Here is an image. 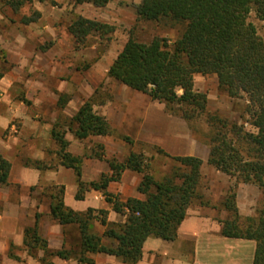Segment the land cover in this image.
I'll list each match as a JSON object with an SVG mask.
<instances>
[{"label":"trees","instance_id":"1","mask_svg":"<svg viewBox=\"0 0 264 264\" xmlns=\"http://www.w3.org/2000/svg\"><path fill=\"white\" fill-rule=\"evenodd\" d=\"M4 1L17 11L25 2L32 0ZM110 1L74 0L75 4L91 3L96 7H103ZM135 11L137 20H169L184 24L183 29L172 43L164 37L143 42L130 32L109 66L108 75L164 103L170 114L178 115L185 121L204 116L211 127L208 164L235 178L236 182L256 185L264 197V37L250 20L254 12L264 27V0H140ZM39 16V12L33 11L31 15L23 16L21 22L29 24ZM67 30L77 47H83L92 36L106 37L107 40L115 27L77 16ZM4 62L5 55L0 51V79L4 75L1 66ZM195 74H215L219 89L229 98L243 100L241 123L207 109V93L194 89ZM178 90H181L180 94ZM70 123L76 124L73 134L81 141L93 136H106L112 131L108 121L94 111L90 99L80 106ZM59 127L55 124L51 135L58 144L60 164L72 168L76 174L78 189L75 198L83 199L88 189L98 190L112 205L113 211L126 216L118 227L107 225L100 236L93 231L92 220L96 217L102 225H106V211L99 209L101 215L93 216L92 209L80 214L66 208L61 188L54 195L51 215L60 224L78 226V261L89 262L85 253L100 252L134 264L141 258L142 246L148 236L154 235L165 241L176 238L187 208L197 196L201 177L200 158L164 153L177 166L157 179L148 158L141 152H131L123 161L105 159L111 174H103L98 181L84 182L81 180L82 157L68 152L69 142ZM98 157L103 159V154L99 153ZM126 169L141 174L137 189L145 196L143 200L130 197L122 201L118 195L107 191L109 183L118 181ZM9 170L10 163L0 155V184L7 183ZM234 197V193L228 195L223 203L234 216L222 221V235L255 241L252 264H264V203L257 220L242 224L239 223ZM24 235L26 246L40 245L43 250L46 247L37 234L36 225L26 228ZM102 237L114 240L115 244L102 243ZM48 254L69 258L71 251L59 250Z\"/></svg>","mask_w":264,"mask_h":264},{"label":"crops","instance_id":"2","mask_svg":"<svg viewBox=\"0 0 264 264\" xmlns=\"http://www.w3.org/2000/svg\"><path fill=\"white\" fill-rule=\"evenodd\" d=\"M70 1L67 0L66 3ZM117 3L122 2L111 0L103 7H96L91 3H81L76 6L72 4L73 9L65 10L64 15L65 30L63 32L64 36L68 37L66 38L68 42L76 44L68 32L67 26L77 16L111 25H122L123 20L132 12V19L136 20L135 7L131 8L128 7L131 4H126L125 8ZM43 5V2L38 0L30 2L29 11H38L40 16L36 21L24 24L27 35L21 31L18 38H0V46L6 51L10 61L16 60L21 67H28L31 71L40 70L41 74L44 66V51L41 45L44 41L46 14ZM51 13L54 11L51 10ZM56 17L58 20L59 16ZM56 21L50 18V22L48 21L45 25V34H50L49 37L56 35L50 28L55 25ZM49 23L51 24L49 25ZM91 41L92 38H89L85 46L93 44ZM112 61L104 69L92 68L91 76H88L87 80H83V83H69L64 79H59L55 85L42 81L24 83L27 90L38 92L40 99H44V122L41 123L26 115L17 134L2 136L3 131L11 126L9 121L14 115V104L0 99V153L11 163L7 183L0 185V264H42L41 259L44 251L37 248V251L30 254L24 245L25 228L35 225L38 235L45 240L49 252L71 251L69 258L48 257L46 261L48 263L130 264L119 257L100 252L85 253L84 256L90 260L89 262L78 261L79 228L76 224H59L50 215L52 196L50 193L46 194L45 189L61 186L65 207L76 212L85 213L88 209H92L95 213L99 209L105 210L106 225H102L97 218L92 222L93 231L100 236L107 225L118 227L125 221L126 216L113 211L112 205L98 190L88 189L84 192L83 199H76L78 183L73 169L61 165L41 169L24 164L25 158L53 160L54 163L58 161L56 154L58 146L51 136L53 123L58 120L61 113L70 117L78 111L82 103L93 94L98 81L103 78L102 75L100 76L104 73L103 70L108 72ZM13 69H4V75L0 79V91L12 90L16 86V82L11 79ZM193 79L194 89L205 91L209 101L214 94L206 88L205 81L211 80L214 86H217L216 75L195 74ZM199 80H202L203 83H199ZM104 89L111 93V98L95 106L94 110L106 118L112 128V133L80 141L74 137L73 127L71 129L66 127L65 138L69 142L68 152L83 158L82 181H98L103 174L110 175L111 171L105 159L115 158L118 161H123L131 152L143 153L152 164L153 161L163 156V154L155 152L156 147H160L170 156L200 158L202 160L200 167L202 182L209 171L214 175L222 174L208 164V146L194 138L186 122L180 117L170 114L164 103L153 100L148 94L135 91L120 82L106 84ZM70 92H74V94L64 109L57 108L59 95ZM40 99H35L33 105H38ZM232 118L235 119V116ZM32 142L35 145H31L30 151L25 153V148ZM95 143H100L103 146V159H100L94 151ZM206 180L208 181L202 190L200 187L197 188L201 198H194L191 201L186 216L178 227L176 238L172 241H165L154 235L148 236L142 246L141 258L134 264H252L255 241L222 235V221L226 217L222 200L232 179L230 180L228 177L223 179L221 183L224 190L222 188L219 192L215 190L218 182H211L209 178ZM140 181L141 174L126 169L118 181L109 183L107 191L118 195L122 201L130 197L143 200L145 196L137 189ZM239 187L237 207L244 216L252 217L254 213L251 209L245 212L240 203L242 196L239 197V195L246 185L241 184ZM248 199L250 205L253 204V196L248 195ZM201 200L208 203L203 204ZM43 203L45 204L43 205ZM102 243L114 245L115 241L102 237Z\"/></svg>","mask_w":264,"mask_h":264},{"label":"rangeland","instance_id":"3","mask_svg":"<svg viewBox=\"0 0 264 264\" xmlns=\"http://www.w3.org/2000/svg\"><path fill=\"white\" fill-rule=\"evenodd\" d=\"M67 0H61V1H55V0H47L43 1V10L46 12L45 18H44V31L46 32V23L49 21L50 18H53V20H57L56 16H59V19L56 21L55 25L51 26L55 32L54 37H49L50 34L46 35L44 32V41L42 43V50L44 51V66L42 74L40 73V70L38 71H31L28 67H21L19 63H17L16 60L10 61V59L7 56L6 51L0 46V51L5 55L6 62L2 63L3 69H13L11 75V79H13L16 82V86L12 90L7 91H0V99L6 100L10 103L14 104L13 111L14 115L11 117L9 123L10 127H7L3 133L2 136H6L9 134H17L19 131L20 126L22 125V121L24 116L28 115L34 118L35 120L43 123L44 122V99H40L39 93L33 90H27L24 87V83L30 82V81H42L43 83H49L52 85H55L59 79H64L65 81L69 83H76V82H82L83 80H87L88 76H91V70L92 68L95 69H104L109 65V63L115 58L117 53L121 50V47L124 46V44L127 41V38L132 32L133 36L143 42H149L154 37H164L167 38L169 43H172L179 33L182 31L184 24L178 23V22H172L169 20H162L159 22L155 21H144V20H134L132 19V12L131 14H127L128 17L123 20L122 25H113L115 27L114 32L108 37L106 40V37H103L101 39H98L100 37L98 36H92V43L89 46H83V47H77L76 44H70L68 42L67 36H64V15L65 10L70 11L73 9V6H76L74 0H71L69 3H66ZM122 3H117L122 5L126 8L128 4H131L128 7H136V3L140 0H120ZM32 2V1H31ZM127 4V5H126ZM135 5V6H134ZM127 7V8H128ZM30 8V2H25L23 5H21L17 11H15L10 5L6 4L4 0H0V38H18L21 31L24 35H27L25 33V26L24 24H21V20L18 21L20 17L28 16L32 14V11H29ZM130 9V8H128ZM51 10L54 11V13H51ZM38 12V11H37ZM49 16V17H47ZM132 19V20H131ZM250 20L255 23L257 26L258 32L261 36L264 37V27L263 22L258 20L255 17L254 12L250 15ZM51 23H49L50 25ZM26 25V24H25ZM50 30V29H49ZM52 30V31H53ZM29 38V37H28ZM61 38V40H60ZM95 40V41H94ZM54 56L52 59L51 57ZM11 67V68H10ZM104 73L100 74L103 78L98 81V84L96 85L93 94L87 99L91 100L93 103V107L103 103L105 100H109L111 98V93L107 90H105L106 84H114L118 81L114 80L108 75V72L106 73L103 70ZM8 73V72H7ZM41 74V75H40ZM105 74V75H103ZM8 76V75H7ZM203 83L202 80H199V83ZM83 83V82H82ZM206 88L210 89L212 93L214 94L211 99L207 102V109L212 112L216 113L221 117L227 118L231 121H237L239 123L242 122L240 115L242 112L243 107V100H236L229 98L224 91L219 89L218 85L215 87L213 81L206 80ZM205 92V91H204ZM178 93H181V90H178ZM74 92L70 93H62L59 95L57 100V108L64 109V106L68 103V101L73 96ZM61 98V99H60ZM35 99H40L42 101H38V105H33ZM85 100V101H87ZM84 101V102H85ZM83 102V103H84ZM82 103V104H83ZM55 106V108H56ZM5 109V108H3ZM95 111V110H94ZM96 112V111H95ZM97 113V112H96ZM76 113L72 114L70 117L68 115H65V113H61V115L58 117V120H56L53 123V126L55 124H59L60 131H64L66 133L67 128H72L73 130L76 127L75 123H70V119L72 116H74ZM102 116V115H101ZM177 117H180L178 115H175ZM235 116V119L232 117ZM104 117V116H103ZM105 118V117H104ZM181 118V117H180ZM106 119V118H105ZM182 119V118H181ZM184 120V119H183ZM185 121V120H184ZM189 131L191 132L192 136L196 138L201 143H204L208 146L209 136L211 133V127L207 123L204 116H200L198 118H195L192 121H185ZM109 123V122H108ZM52 126V128H53ZM12 127V128H11ZM67 127V128H66ZM111 127V126H110ZM247 127V126H246ZM249 127V126H248ZM112 130V128H111ZM52 131V129H51ZM73 132V131H72ZM112 133V131H111ZM74 135V134H73ZM110 135V134H109ZM52 136V135H51ZM94 137V136H93ZM53 138V137H52ZM91 138V137H89ZM27 139V138H26ZM88 139V138H87ZM54 140V139H53ZM67 140V139H66ZM78 140V139H77ZM86 140V139H85ZM32 141V139H31ZM81 141V140H80ZM57 144V143H56ZM29 145V144H28ZM35 145V143H31L28 147L25 148V153H28L31 149V147ZM58 146V144H57ZM100 143H95L94 145V151L97 153H103V146ZM209 148V146H208ZM58 147L56 149L57 154ZM162 149L160 147L155 148V152H158L159 154H163L158 160L153 161L152 164H150L151 169L153 170V175L157 179H161L164 174H167L169 172H172L174 168H176L177 163L173 161L171 158L164 156L165 152H161ZM163 151V150H162ZM0 155L3 157V155L0 153ZM146 157V156H145ZM4 158V157H3ZM58 161L54 163L53 160H37L32 158H25L24 164L38 168L37 166H40L41 169L45 168H54L57 165H61V160L57 154ZM147 158V157H146ZM7 160L6 158H4ZM83 160V158H82ZM8 161V160H7ZM10 163V161H8ZM210 165V164H209ZM63 166V165H61ZM64 167V166H63ZM11 168V163H10ZM67 168V167H66ZM72 169V168H71ZM10 172V170H9ZM222 174L214 175L209 171V174L204 176L203 182L200 181L198 184V187L202 190L204 186L206 185L207 181L206 179L209 178L211 182H218L216 185H218L215 190L220 191L222 187L221 181L225 178L232 179V183L229 186V188L226 190V193L224 195V198L222 200V205L224 207V200L226 197L232 193H234V202L235 206L238 210V216H239V223L247 224L249 222L255 221L258 218L259 210L262 208L264 203V197L262 190L253 184H246L241 182H236L235 178L230 177L229 175L221 172ZM201 175V173H200ZM9 176V174H8ZM8 180V179H7ZM6 184V183H5ZM245 184L246 187L243 189V192L239 195L241 198V206L245 209V212H248L249 209L254 213L252 217L244 216L243 213H240L238 207H237V199H238V193H240L239 185ZM3 185V184H0ZM224 186V185H223ZM197 187V188H198ZM61 186H53L48 189H45V193L49 195V193L52 196V202H54L55 198L54 195L61 189ZM195 198H201V196L198 195ZM248 195L251 197L253 196V204L249 203ZM251 201V202H252ZM203 204H207V201L201 200ZM45 203H43L44 205ZM225 208V207H224ZM72 210V209H71ZM226 210V219H232L233 213L232 211ZM74 211V210H73ZM76 212V211H75ZM87 212V211H86ZM85 212V213H86ZM80 213V212H78ZM84 214V213H80ZM50 215H51V205H50ZM101 214L98 212V210L93 213V216H100ZM52 216V215H51ZM39 217V215H38ZM96 217L93 218V220ZM98 219V218H97ZM56 220V219H55ZM92 220V222H93ZM223 220V221H224ZM57 221V220H56ZM58 222V221H57ZM59 223V222H58ZM60 224V223H59ZM34 227V226H33ZM28 228V227H26ZM25 228V229H26ZM38 234V233H37ZM44 240V239H43ZM44 243L46 244L45 240ZM25 245V243H24ZM26 246V245H25ZM39 248L40 250H43L40 245L30 247L26 246V249L30 254H33L36 249ZM44 255L42 257V264H52L51 262H46L48 257H58L55 255H49V251L46 247H44ZM80 256V252L78 257ZM77 257V259H78ZM18 258V257H17Z\"/></svg>","mask_w":264,"mask_h":264}]
</instances>
